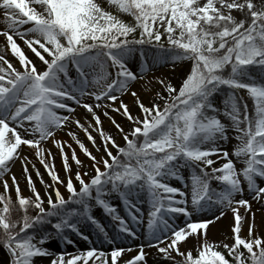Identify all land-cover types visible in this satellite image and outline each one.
Masks as SVG:
<instances>
[{
	"label": "snow or ice",
	"instance_id": "6c2138e0",
	"mask_svg": "<svg viewBox=\"0 0 264 264\" xmlns=\"http://www.w3.org/2000/svg\"><path fill=\"white\" fill-rule=\"evenodd\" d=\"M0 24V264H148L146 249L159 254L155 264H264V221L258 228L246 198L264 216V0H0ZM160 68L184 69L180 84L155 76ZM140 81L149 105L133 90ZM124 95L135 98L138 115ZM101 109L123 147L104 132ZM61 132L93 175L80 170L84 163L72 143L57 139ZM48 142L59 150L66 181ZM17 162L29 196L10 176ZM229 212L232 242L210 240L209 226ZM73 234L89 247L67 252L76 246ZM142 237L136 248L129 244ZM54 241L60 252L46 246Z\"/></svg>",
	"mask_w": 264,
	"mask_h": 264
},
{
	"label": "rangeland",
	"instance_id": "374dc122",
	"mask_svg": "<svg viewBox=\"0 0 264 264\" xmlns=\"http://www.w3.org/2000/svg\"><path fill=\"white\" fill-rule=\"evenodd\" d=\"M2 27L3 25L0 24ZM18 43H20L22 49H24L26 51V54L29 56V58L31 59H36L34 54L31 53L30 50H27L26 49V46L23 45L22 41H19L18 40ZM9 59H14L11 57V54L9 53ZM137 67V68H136ZM135 69L136 71H139V66L138 64L136 65ZM178 70H182V73H181V76H179L178 78L174 79L173 82V85L175 86H178L180 84V81L181 79L183 78V74H184V69H181V68H178ZM171 71L168 69V68H160L158 70L155 71L154 75L155 76H162V75H165L167 74V76H169ZM152 76L153 74L152 73H149L147 75V78L149 80L152 79ZM144 82L143 81H140L138 84H136L133 88V90L135 91H138L144 101V103L146 105H149L150 103V99L151 97L149 96V94H145L143 89L140 87L141 84H143ZM156 87H159L158 85H156ZM246 95V94H245ZM121 99L124 101V103H126L132 110V113L135 114V115H138L139 112H138V108L135 104V98L132 97L131 95H124L121 97ZM89 102H93V101H89ZM249 106L251 107V101L249 100ZM80 113V116L79 118L81 119L82 122H84V119H82L85 115H87L86 113H84V111L82 109H78V113ZM102 112H103V109L99 110L98 111V114L102 115ZM110 115H114L115 118L117 120H120L122 122L125 123V132H128L131 130V125L124 120L123 117H121L118 113H111L110 112ZM83 116V117H82ZM103 116V115H102ZM104 122H105V126L102 125L103 127V130L106 134L108 135H111L113 136L112 132H115L116 130L114 129V127L111 125V122L108 121L106 118H104ZM73 128H75V126L73 125ZM80 139L85 143V145L90 148V149H95L92 147L91 143H89L86 139V137L84 136V134L82 132H80L78 129L76 130ZM93 136L96 137V140H97V144H101V141H100V138L97 134V132H93L92 133ZM230 136L233 135V133H229ZM57 139L61 140V141H67L69 143H72V148L75 149L76 153H77V156L79 157V159L83 162V161H89L87 159L86 156H84V154L80 151L79 147L74 143V142H71L70 138L63 132L61 133H58L57 135ZM116 142L121 146L123 147L124 146V141L122 139V136L119 137L118 139H116ZM236 144V141L233 139L232 142L228 145H226V149L231 151L234 149V146ZM24 147V154L29 156V159L32 160L33 163L36 164V167L40 170L42 176H43V179L46 183H51V179L50 177L48 176V174L44 171V168L42 165H40L39 161L36 160L35 158V155H34V151L33 150H30L28 149L26 146H23ZM44 147L48 150H50L53 154V156L55 157V160L54 161H51V163H54L55 164V168H56V171H59L60 174L62 175L60 178H66V173L64 172L63 170V163H62V160H61V157H60V154H57V152H59L58 149L55 148L54 145L51 144V142H48L47 144L44 145ZM68 156L71 157V152H72V149H68L66 148L65 149ZM102 150V149H101ZM113 151V154H115V149L112 150ZM56 153V154H55ZM233 159L235 160V158L233 157ZM218 166V165H217ZM29 167L31 168V165H29ZM71 167H72V172H76L77 170V166L73 163L71 164ZM242 165H240L239 163H237V168H241ZM91 170V169H90ZM22 166L20 165L19 162H17L13 168H12V172L10 173V176L11 175H15L16 178L19 180L20 182V188H21V191L23 193V195L25 196H29L30 195V192L27 188V182L26 180L24 179L23 177V174H22ZM92 171V170H91ZM94 173L93 172H89V175H93ZM32 175V178H33V181L35 182V185L36 187L38 188V190H40L41 192H43V188L44 186L40 183L39 179H37L36 177V173L35 171H32L31 173ZM185 178H187V173H185ZM9 183L11 184V180L9 178ZM170 184H172L173 186H176V187H181L182 188V185L180 184L179 181H176V180H171L169 181ZM261 183V186H264V182H259ZM77 188L79 187V185L77 184L76 185ZM0 191H2V183H0ZM11 195L13 197H15V189L13 188L12 189V192H11ZM247 199L250 200L251 204H252V210L256 213V225L258 228H260L261 226V223L262 221H264V216H262L261 212L258 211V209L260 208V204H258L256 201H252L251 200V196H246ZM112 203L116 206H118V210H120L122 213H123V205L120 204L118 198L117 199H113ZM145 209H146V205L144 206ZM96 212V218L102 223L104 224L106 227H109L110 228V223L108 221V218L103 214L102 211L100 210H94ZM34 214V213H33ZM204 215V214H202ZM231 216L232 214L229 212L228 213V218H225L221 221H218V223L221 225L223 224V227L220 228L221 229V232L218 233L215 231V228L217 226L215 225H210L209 226V239L214 241V242H217L219 243L220 241H225L227 243H231L232 241L230 239H228V237H230L231 235V232H230V227H229V224H230V220H231ZM248 222L250 223L251 222V216L248 217ZM178 224H182L183 223V219L181 218L180 220L177 221ZM217 224V223H216ZM215 226V227H214ZM247 227H248V224L246 223L244 225V229L242 231V235H246L247 233ZM89 233H91V229H88L87 230ZM261 235H264V229H261V232H260ZM73 240H75L76 242V246L73 247V246H68L66 251L67 252H76L77 250H83V249H87L89 247V245L87 244V242L83 241V240H80L79 238L75 237V235L73 234L72 237H71ZM94 238V237H93ZM143 240V237L141 238V240H137V241H129V244L133 247V248H136L137 245H139ZM47 247H50L51 249H53L55 252H60L62 249H63V245L59 242V241H54L52 242L51 244L49 245H46ZM110 246L109 245H104V248L105 249H108ZM149 253L147 259H148V264H155L157 258H158V253L155 251V249H146ZM135 253H128L127 256L130 258L132 255H134ZM6 256V253L3 251V249H0V259L4 258ZM36 264H49V258H36ZM160 264H163V261L160 262Z\"/></svg>",
	"mask_w": 264,
	"mask_h": 264
},
{
	"label": "bare ground",
	"instance_id": "6f19581e",
	"mask_svg": "<svg viewBox=\"0 0 264 264\" xmlns=\"http://www.w3.org/2000/svg\"><path fill=\"white\" fill-rule=\"evenodd\" d=\"M3 27L0 25V29H2ZM3 43H4V39H3V37H0V46H2L3 45ZM136 67V66H135ZM137 68V67H136ZM181 73H182V70H178L177 69V71H176V73H175V75H173L171 72L169 73L170 75L168 76V78L170 79V81L171 82H173V80L174 79H176V78H178L179 76H181ZM144 91V90H143ZM144 93L145 94H148L147 92H145L144 91ZM80 113L81 112H79V116H80ZM133 114V113H132ZM134 116H135V114H133ZM83 117V116H82ZM85 117V116H84ZM84 117L82 118V119H84ZM105 117L104 116H102L101 115V120H102V122H103V124L102 125H104L105 124V122H104V119ZM117 120V119H116ZM117 122L118 123H120L124 128H125V123L124 122H122V121H120V120H117ZM106 125V124H105ZM104 125V126H105ZM112 125V124H111ZM113 126V125H112ZM114 127V126H113ZM114 129H115V127H114ZM116 130V129H115ZM112 134H113V137L114 138H116V139H118L119 137H121V134L120 133H118L117 132V130L115 131V132H112ZM89 150L92 152V154L93 155H95V156H97L98 158H99V156H100V153H98L97 151H96V149H90L89 148ZM56 154V153H55ZM57 154H59V152H57ZM83 163H84V167L82 168V169H80L82 172L83 171H87V172H92L90 169V164H91V162L90 161H83ZM57 172V174L61 177L62 175L60 174V172L59 171H56ZM72 177H73V179L75 178V173L74 172H72ZM62 179H64L65 181H66V179H67V174H66V178H62ZM85 179H87V177L85 178ZM61 191L62 192H64V194L65 195H67V193L65 192V190L63 189V188H61ZM215 226H217L216 228H215V231L216 232H218V233H220L221 232V229L220 228H222L223 227V224H219L218 222H217V224L215 225ZM214 226V227H215ZM142 242H143V240H142Z\"/></svg>",
	"mask_w": 264,
	"mask_h": 264
},
{
	"label": "trees",
	"instance_id": "16d2710c",
	"mask_svg": "<svg viewBox=\"0 0 264 264\" xmlns=\"http://www.w3.org/2000/svg\"><path fill=\"white\" fill-rule=\"evenodd\" d=\"M221 250H223V249H221Z\"/></svg>",
	"mask_w": 264,
	"mask_h": 264
}]
</instances>
